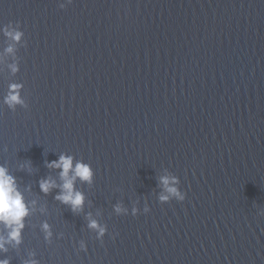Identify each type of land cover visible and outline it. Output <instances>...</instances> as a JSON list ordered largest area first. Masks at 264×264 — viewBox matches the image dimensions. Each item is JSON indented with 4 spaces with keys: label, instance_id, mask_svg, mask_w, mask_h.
Here are the masks:
<instances>
[{
    "label": "water",
    "instance_id": "obj_1",
    "mask_svg": "<svg viewBox=\"0 0 264 264\" xmlns=\"http://www.w3.org/2000/svg\"><path fill=\"white\" fill-rule=\"evenodd\" d=\"M61 155L95 173L77 212L40 189ZM0 165L30 210L11 264H264V0H0Z\"/></svg>",
    "mask_w": 264,
    "mask_h": 264
},
{
    "label": "clouds",
    "instance_id": "obj_2",
    "mask_svg": "<svg viewBox=\"0 0 264 264\" xmlns=\"http://www.w3.org/2000/svg\"><path fill=\"white\" fill-rule=\"evenodd\" d=\"M73 0H68V4H71ZM62 9L67 5L61 4ZM4 34L6 37L20 41L22 32L12 28L9 24L4 28ZM11 53L13 48L6 49ZM16 70V69H14ZM22 85H10V91L4 99V103L9 108H15L17 105L24 106V101L20 95ZM51 169L60 170V178L63 181L61 185H57L52 180H41L40 189L44 194H49L54 188L59 187L60 193L55 197L56 200L71 207L73 212L82 210L85 204V196L82 192L75 189V182L79 179L81 182L91 184L94 179V171L91 165L85 164L82 161L77 162L75 158L68 155H61L58 161H53L48 165ZM160 183L163 185L164 193L159 197L161 203H170L172 199H176L179 202L186 200V193L182 192L178 185L180 180L176 176L166 175L160 177ZM117 213L123 212L127 214V210L117 206ZM145 214L150 212V208L146 205L143 208ZM140 211L136 208L132 209L131 215H139ZM30 210L26 204L23 193L19 190L17 181L13 175L10 174L8 168L0 165V225L7 229V237H0V252H7L6 245L10 242H15L19 245L22 242V230L25 228V219L29 216ZM45 230L49 228L47 224L43 226ZM88 227L97 231L98 239L103 238L107 229L104 226L98 224L95 220H90ZM50 236L51 233L48 232ZM115 238V237H113ZM81 250L87 251L86 245L82 242L80 245ZM0 264H11V261L7 259H0ZM33 264L37 262L33 261Z\"/></svg>",
    "mask_w": 264,
    "mask_h": 264
}]
</instances>
